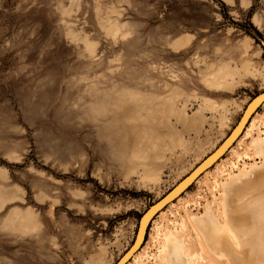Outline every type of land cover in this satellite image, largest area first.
Wrapping results in <instances>:
<instances>
[{"label":"rangeland","instance_id":"1","mask_svg":"<svg viewBox=\"0 0 264 264\" xmlns=\"http://www.w3.org/2000/svg\"><path fill=\"white\" fill-rule=\"evenodd\" d=\"M261 40L264 0H0V264H114L131 246L140 215L219 145L264 90V72L226 91L202 81L218 64L239 66L246 57L262 71ZM174 90L188 114L208 98L228 107L230 122L219 126L220 112L204 110L200 133L184 132L186 151L166 152L154 185L144 179L146 167L120 160L136 136L116 98ZM100 104L105 116L93 110ZM252 117L259 127L250 135L244 129L219 165L154 217L139 263L165 264L164 233L176 230L196 264H231L214 257L196 227L181 231L178 223L201 215L211 200L220 211L227 176L262 163L251 140L264 135V106ZM156 129L168 134L165 125ZM26 216L34 226L18 224ZM251 234L242 252L230 242L229 254L264 264Z\"/></svg>","mask_w":264,"mask_h":264},{"label":"bare ground","instance_id":"2","mask_svg":"<svg viewBox=\"0 0 264 264\" xmlns=\"http://www.w3.org/2000/svg\"><path fill=\"white\" fill-rule=\"evenodd\" d=\"M243 55H246V51L243 52ZM226 64L228 63L226 62ZM263 72L264 67L262 71H260L256 68L254 63H252L250 58L246 57L243 58L239 66L235 65L234 67H230L225 66V63L224 65L222 63L218 64L213 68V70L203 74L202 81L210 89L217 91H226L232 90L233 88L244 83L242 79L248 77L254 78L262 75ZM181 97V92L174 90L170 91L163 97H145L138 93L124 92L116 98V110H119V113L121 115H125L124 119L128 121V124H131L132 130L136 136L135 143L131 151L126 152L127 149H125V151L119 152V155L121 156L120 160L129 165L131 164V162H137L138 164H140V166L143 165L142 167H146L147 171L143 169L146 174L145 176L143 175L144 179L154 185L158 184L162 179V169L160 170V167L166 161V152L173 153L177 148H181L182 150L184 149V151H186L185 149L189 148H187L188 139L185 138L184 132L187 133L188 131H192L196 134L200 133L202 124L204 122L201 120V115L204 110L210 109L220 112V117L218 120V122H220L219 126H224L229 121V109L226 105L217 103L215 104L214 101L205 98L203 103L197 108V110H195L194 113L190 115L185 110L186 101L184 104H182L181 101L183 98ZM251 101L252 99L245 105L240 118L238 119L234 127H232L230 132L225 136V138L219 143V145L216 146L203 159H201L167 193L164 194V196L167 195L174 187H176V185H178V183L189 176L179 187L176 188V190H174V192H172V194H170V196H168L167 199L161 202L158 207L153 208L150 214L143 218L139 232L137 226L135 237L131 246L117 260L119 261L121 257L131 248L129 250V253L124 257L120 264H131L133 261H137V263H139V260L143 261L146 255L144 253L142 254L145 248V246L142 247V245L145 241L147 228L149 227L154 217L159 212L160 213L157 217L163 214L164 210L162 209L165 206L168 205V207H171L176 204L175 202H173L174 200L172 198H178L176 202L181 200L182 198L180 197V193L185 191L193 182H198L201 174H207L209 172L207 166L216 163L219 159H221L223 154L233 146L235 142L238 143L243 137L242 136L240 138L244 129H246L244 134L249 133L250 135L254 127H259L256 120H254V117L252 116L253 114H255L256 109L259 106H264V97H258L249 106L247 111H245L246 106ZM106 113L107 108L105 106L102 110L99 109L98 111H96V114L100 116H105ZM171 118H174L176 123L181 124V132L175 129L173 124L170 125V123L172 122L170 121ZM251 118L252 120L247 126ZM158 125H165V127H167L168 129V134L159 133V131L156 129ZM251 145L255 148L258 155L261 156L263 161L261 164L256 163L251 164V166L248 167H243L239 172H232L229 176H227V179H225L226 181L222 182L223 198L221 200L220 211H222L221 213L225 220L221 221L217 218L220 211L215 208L211 200V204L209 203L205 206L204 212L202 214L200 213L201 215L188 214L187 216L182 218L181 222L178 223L181 231H183L187 226L190 225L192 227H196L198 229V232L200 233L201 238L207 245L210 252L214 255V257H216L217 259H226L231 264L250 263V260L248 258H246V261L243 263L236 256H231L229 254L233 252V249L229 246L230 242L236 250L241 252L243 251L245 241L243 242L242 238L245 233H252L251 235L253 237V240H255V247L264 250V135L257 137L253 136ZM232 149L233 147L229 151H231ZM211 154L213 155L204 164H206L207 162L209 163L204 167L203 164L196 171H194L196 167L200 165L202 161H204L206 157ZM216 165H219V163H216ZM131 172L132 170H129V173ZM164 196L160 197L157 201L162 199ZM252 219L256 221L254 227L252 225L249 226V221ZM17 222L23 228L27 227V225L32 224L34 226L36 221L35 218H32L30 216L29 219V217L26 216L19 217L17 219ZM154 222L155 220L152 221V225L154 224ZM180 238L181 236H179V232L176 230H166V232L164 233V244L161 256L163 260H166L165 264H196L197 261L195 257L188 254V252H186L185 250L186 247L184 248L185 244H183V237L181 238L183 242ZM170 242L175 243V246L173 248H169L168 244ZM223 246L227 249H223ZM103 255L104 251L100 249V251L96 255L98 256L97 259H99V257L100 259H103ZM200 257H202V255ZM117 261L114 264H116ZM260 261L258 263L255 262V264H259ZM157 263L158 262H156V264Z\"/></svg>","mask_w":264,"mask_h":264},{"label":"water","instance_id":"3","mask_svg":"<svg viewBox=\"0 0 264 264\" xmlns=\"http://www.w3.org/2000/svg\"><path fill=\"white\" fill-rule=\"evenodd\" d=\"M257 35V34H256ZM261 42V45H262V47L264 48V41H260ZM261 96H263L264 97V91H261L260 93H258L257 95H255L254 97H252L251 99H252V101L246 106V110L245 111H247V109L249 108V106L258 98V97H261ZM243 117V116H242ZM240 118V117H239ZM230 135H231V133H230ZM215 153V152H214ZM213 154H211V155H209L208 157H206V159L204 160V161H202V163L200 164V165H198L197 167H196V169L194 170V171H196L200 166H202L211 156H212ZM209 162H207L206 164H204L203 165V167L204 166H206L207 164H208ZM212 166V164H210L209 166H207V169L208 168H210ZM204 169H206V168H204ZM193 171V172H194ZM192 172V173H193ZM191 175V174H190ZM189 176H187L183 181H181L180 183H178V185H176V187H174L167 195H163L164 197L162 198V199H160L159 201H154V202H152L148 207H147V209L140 215V217H139V220H138V232H139V230H140V228H141V224H142V220H143V218L145 217V216H147L148 214H150V212H151V210L153 209V208H156V207H158V205L161 203V202H163L165 199H167L168 198V196H170V194H172V192H174V190H176V188L177 187H179L187 178H188ZM179 190V189H178ZM177 190V191H178ZM176 191V192H177ZM184 192V191H183ZM183 192H181V193H183ZM180 193V194H181ZM174 194V193H173ZM179 194V195H180ZM173 200H175L176 198H172ZM166 207V206H165ZM164 207V208H165ZM133 246V245H132ZM131 249V248H130ZM129 249V250H130ZM129 250L121 257V259L119 260V261H117V263L116 264H120L121 262H122V260L124 259V257L129 253Z\"/></svg>","mask_w":264,"mask_h":264},{"label":"crops","instance_id":"4","mask_svg":"<svg viewBox=\"0 0 264 264\" xmlns=\"http://www.w3.org/2000/svg\"><path fill=\"white\" fill-rule=\"evenodd\" d=\"M207 73V72H206ZM104 108V105H102V104H100V105H98V106H95L94 107V112H95V114H96V111H98L99 109H103ZM96 110V111H95ZM97 116H100V115H98V114H96ZM203 177V176H202ZM202 177H200V178H202Z\"/></svg>","mask_w":264,"mask_h":264}]
</instances>
